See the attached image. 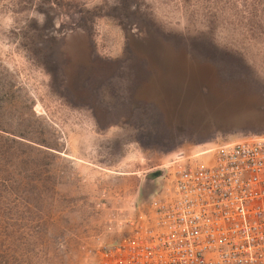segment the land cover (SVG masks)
Returning <instances> with one entry per match:
<instances>
[{
	"label": "rangeland",
	"instance_id": "obj_1",
	"mask_svg": "<svg viewBox=\"0 0 264 264\" xmlns=\"http://www.w3.org/2000/svg\"><path fill=\"white\" fill-rule=\"evenodd\" d=\"M0 137V264H85L145 174L264 138V0H0Z\"/></svg>",
	"mask_w": 264,
	"mask_h": 264
},
{
	"label": "built area",
	"instance_id": "obj_2",
	"mask_svg": "<svg viewBox=\"0 0 264 264\" xmlns=\"http://www.w3.org/2000/svg\"><path fill=\"white\" fill-rule=\"evenodd\" d=\"M161 170V190L85 264H264V138L180 153Z\"/></svg>",
	"mask_w": 264,
	"mask_h": 264
},
{
	"label": "water",
	"instance_id": "obj_3",
	"mask_svg": "<svg viewBox=\"0 0 264 264\" xmlns=\"http://www.w3.org/2000/svg\"><path fill=\"white\" fill-rule=\"evenodd\" d=\"M163 175V170H157L147 173L142 177L141 192L145 195L144 199L148 198L151 195L154 190L155 182L162 178Z\"/></svg>",
	"mask_w": 264,
	"mask_h": 264
},
{
	"label": "trees",
	"instance_id": "obj_4",
	"mask_svg": "<svg viewBox=\"0 0 264 264\" xmlns=\"http://www.w3.org/2000/svg\"><path fill=\"white\" fill-rule=\"evenodd\" d=\"M0 139H2V137H0ZM2 140H3V139H2ZM155 188H156V187H155V185H154V189H155ZM144 200H145V199H142L141 202H143Z\"/></svg>",
	"mask_w": 264,
	"mask_h": 264
}]
</instances>
